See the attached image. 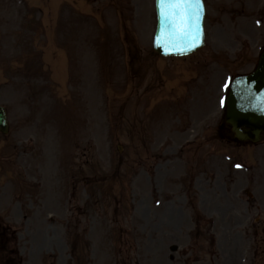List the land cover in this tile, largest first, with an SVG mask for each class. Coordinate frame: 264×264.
<instances>
[{
    "label": "rangeland",
    "instance_id": "1",
    "mask_svg": "<svg viewBox=\"0 0 264 264\" xmlns=\"http://www.w3.org/2000/svg\"><path fill=\"white\" fill-rule=\"evenodd\" d=\"M207 5L204 49L158 59L154 0H0V105L11 123L0 137V230L2 248L18 250L6 264H238L250 253L238 214L222 218L226 234L206 233L192 220L199 203L179 196L189 168H208L196 174L206 193L211 171L235 161L234 180L219 185L241 213L250 160L229 161L236 147L205 135L264 44V0ZM232 8L245 15L233 27L216 17ZM253 149L257 158L264 144Z\"/></svg>",
    "mask_w": 264,
    "mask_h": 264
},
{
    "label": "water",
    "instance_id": "2",
    "mask_svg": "<svg viewBox=\"0 0 264 264\" xmlns=\"http://www.w3.org/2000/svg\"><path fill=\"white\" fill-rule=\"evenodd\" d=\"M168 3L169 0H156L155 51L163 56H182L200 50L205 39L203 0H192L190 10L173 11ZM189 28L193 33L198 31L195 39L185 38L184 33ZM226 120L237 140L258 141L264 132V52L251 75L233 81L226 101ZM8 131L6 111L0 107V132Z\"/></svg>",
    "mask_w": 264,
    "mask_h": 264
},
{
    "label": "snow or ice",
    "instance_id": "3",
    "mask_svg": "<svg viewBox=\"0 0 264 264\" xmlns=\"http://www.w3.org/2000/svg\"><path fill=\"white\" fill-rule=\"evenodd\" d=\"M168 7L173 11L177 9L190 10L193 7V4L192 0H169ZM197 35L198 31L193 33L191 28L184 33L185 38L191 37L192 39H195Z\"/></svg>",
    "mask_w": 264,
    "mask_h": 264
},
{
    "label": "flooded vegetation",
    "instance_id": "4",
    "mask_svg": "<svg viewBox=\"0 0 264 264\" xmlns=\"http://www.w3.org/2000/svg\"><path fill=\"white\" fill-rule=\"evenodd\" d=\"M258 226H260V227L263 226V227H264V221H263V220H259V221H258Z\"/></svg>",
    "mask_w": 264,
    "mask_h": 264
}]
</instances>
